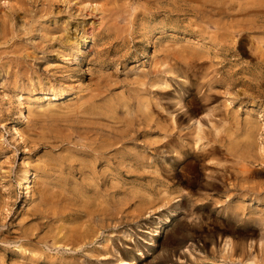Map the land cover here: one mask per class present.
<instances>
[{"label":"rangeland","instance_id":"374dc122","mask_svg":"<svg viewBox=\"0 0 264 264\" xmlns=\"http://www.w3.org/2000/svg\"><path fill=\"white\" fill-rule=\"evenodd\" d=\"M15 1L25 10L0 0L15 37L0 48V264L115 261L114 247L129 249L185 202L210 225L192 228L191 254L183 247L186 256L164 261V234L141 264H262L258 244L244 238V253H233L223 235L249 227L264 236V0ZM112 11L120 36L102 25ZM64 90L66 100L41 98ZM183 93L188 112L177 104ZM106 99L112 110L84 108ZM246 140L250 179L229 149ZM81 234L84 244L63 246Z\"/></svg>","mask_w":264,"mask_h":264},{"label":"bare ground","instance_id":"6f19581e","mask_svg":"<svg viewBox=\"0 0 264 264\" xmlns=\"http://www.w3.org/2000/svg\"><path fill=\"white\" fill-rule=\"evenodd\" d=\"M62 1H65L66 3L69 2V0H62ZM98 1H100V0H97V2ZM102 1L103 2L100 4L101 6L105 5L108 0H102ZM77 2L78 3H85V2L88 3L89 2L92 4L95 2V0H78ZM7 4H8V10H10L11 12H19V11L25 10L22 8V6L20 4H18L17 1L12 3V2H9V0H7ZM77 11H80V8H77ZM3 13H4V11L0 12V15H1L0 19L2 21V22H0V25H1L0 26V48L6 49L7 47L14 46L15 37L14 36H8V33H6L7 32V26H8L7 25L8 20H6L5 17H6V15L8 16V14H5V13L3 14ZM117 13L118 12L112 11L110 14L111 17H109L108 20H106L105 22H102V25L104 27L110 26V28H108V31H110L112 29L115 36H120V34H122V30L119 28L116 29L114 27V25H112V20H114L118 16ZM43 17L41 16V18H43ZM167 17H169V15H167ZM43 20L44 19H38L36 21V23L39 22V27H41V28H43V27L40 23H42ZM34 22H35L34 20L29 21V24L27 26V31H28L27 33L28 34H30L32 32L33 27H34ZM85 41H87V38ZM83 46H86V44L84 43ZM82 51H83L82 48H80L79 52H82ZM13 53H16V52H13ZM0 57H1V53H0ZM76 60H77V58L75 56L72 60H70V63L74 64ZM177 70L180 72V74H183V70L181 67H178ZM156 84H158V82H156ZM185 93L178 96L177 104L181 109H183L185 107L187 109L186 112H188L190 107H191L192 101L189 99L188 100L185 99ZM72 94L73 93L70 90H64L58 94L51 93L50 95H48L47 93H45V94H43V96L41 98L50 99L51 101H61V100H66ZM38 100H39V98H38ZM110 101L111 100L106 99V100L101 101L100 103H98L95 106L90 105L91 101H85L84 105L86 107H84V108H87L90 110H97L99 112L102 110H106V111L112 110L114 106H113L112 102H110ZM143 106L147 107V105L145 103H143ZM126 112H128V110H126ZM22 113H23V110L20 109V114H22ZM192 113L194 114V111ZM192 113L188 114L189 120L193 119L195 116ZM248 125L250 126V123ZM249 126L247 127V131H246V139L247 138L250 139L251 134L253 132V130L251 129L252 127H249ZM14 130H15V133L18 135V137H20V139H24L23 131H21L17 127H15ZM237 143L238 142H232L229 146V149L232 152L237 153L240 156V158L236 162L235 161H233V162L237 165L236 167H237L238 171L243 175L244 178H246V179L253 178L254 174L251 171V168L248 165V163L244 160V156H245L247 150L250 151V147H251V145H253V143L251 141L247 142V140H246V143H245L246 149L243 151L237 149ZM208 153H209V151H208ZM210 153L212 154L211 151H210ZM209 185H211V184H209ZM18 186L20 189V193L26 194V195L31 193L32 177H31L30 172H29L27 167L26 168L24 167L21 169V173L18 176ZM44 197H46V196H44ZM179 209H181V211L179 213H177V211ZM61 210H63V209H61ZM197 212L198 211L195 212V210L189 209L187 202L181 203V204L171 205L169 208V211L167 212L166 215L162 213V214L156 216L153 220H151L149 226L146 227L145 230L141 229V234L139 235L140 237L138 238L139 240H134L133 244L130 245L129 249H120V248L114 247L116 253L112 254L111 256L115 257V261H109V262L100 261L99 262L97 260V262H94V263L92 262V264H115V263H117V264H141L143 260H145L147 257H149V255H155L156 250H158V248L160 246V238L164 234H166L167 237L170 238V242L172 243L170 254L165 258L164 261L170 260V257H172L176 254H178L180 257L186 256L184 251H181V249L183 247H186L189 254H191V248H193V246L195 244V242L193 241L192 228H194L195 226H198V225H199V227H201L200 225L210 226L208 224V218L206 219L205 213L201 212L198 214ZM235 218L236 217L230 215V217H228V220H234ZM259 221L260 220H257L256 223H258ZM169 223H173V224L171 226H169L168 225ZM259 225H260V223H259ZM72 233L78 234L76 231L72 232ZM225 233L226 234L223 235L224 244H228L229 246H231V251H233V253H235L237 251H239V253H244V249H245L244 238H248L250 240V246H252L251 243H254V242H255V244H258L259 248L263 254L262 264H264V236L262 234L261 235L257 234V231L255 229L249 228V227H243L242 231L239 232V235H236L237 234L236 231H232L230 228L227 229ZM137 234H139V233H137ZM59 237H61V235ZM84 239L85 238L81 234L78 238L71 239V241L68 239V241H65V243H63V246L64 247L69 246V245H72L74 243H76V245H82L85 243ZM189 241H191V243H190V245H187V243ZM5 243H7V242H5ZM54 249L58 250V247H54ZM106 254H108V252H106ZM100 255L105 256V252L100 254ZM239 256H241V254H239ZM244 257H246V256H244ZM248 260L251 261V254L248 256ZM164 261H162V262H164ZM252 262L256 263L255 260ZM82 263H83V261H80V264H82ZM238 264H243V260H240L238 262Z\"/></svg>","mask_w":264,"mask_h":264}]
</instances>
